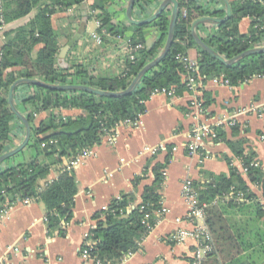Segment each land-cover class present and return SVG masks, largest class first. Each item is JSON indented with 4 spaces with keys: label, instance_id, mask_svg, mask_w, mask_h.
Returning a JSON list of instances; mask_svg holds the SVG:
<instances>
[{
    "label": "trees",
    "instance_id": "1",
    "mask_svg": "<svg viewBox=\"0 0 264 264\" xmlns=\"http://www.w3.org/2000/svg\"><path fill=\"white\" fill-rule=\"evenodd\" d=\"M117 1L119 0H2L4 24L27 17L33 11H36V14L27 26L5 32L6 42L1 49L0 63V157L14 146L12 123L18 119L9 107L8 92L10 86L18 79H39L55 85H86L106 92H122L139 72L158 56L167 39L171 7L150 25L130 26L133 30V44H142L144 48L139 50L136 62L129 64L124 77L91 76L89 69L80 62L72 63L68 69L57 65L60 38L63 35L68 40L72 38L73 20H70L66 31L61 34L54 28L52 17L57 13L75 9L80 12L77 17L80 20L84 9L87 19L92 20L89 11L95 10L98 12L97 17L110 33L105 37V42L109 39L114 42L113 37L124 36L128 30L113 23L114 16L109 8ZM161 1L163 0H136L134 13L139 11L143 17H149L155 5ZM178 1L179 16L171 50L165 60L143 76L132 94L112 98L82 91H55L29 86L35 93L24 99L23 104L32 110L27 114L32 129L31 141L27 148H32L34 154L27 162L7 169L0 168V210L5 206H13L18 201L38 200L46 207L49 233L58 231L61 236L64 235L60 224L72 218L78 192L74 170L69 172L61 169L58 178L47 182L41 191L40 181L46 180L53 167L62 164L63 158L75 157L84 149L100 144L102 139L123 121L143 115L146 108L142 102L146 103L155 90L175 89L177 95L182 94L186 90L184 79L188 72L177 60L178 55L187 57L191 49L197 51L199 73L203 82L223 77L231 86L236 87L264 76V54L249 56L232 66H224L201 50L193 40L190 29L195 20L205 16H225L221 2ZM231 5L232 17L229 21L223 24L205 23L197 27L198 32H204L198 33L203 41L226 59H232L247 50L264 45V0L233 1ZM245 18L251 20V25L249 32L242 34L239 24ZM2 26L0 23V27ZM149 27L156 28L160 34L157 42L150 48L146 47L144 34V29ZM97 32L101 33V30ZM39 45L42 48L36 51ZM207 96L208 94H204L205 100ZM208 103L207 100L205 106ZM69 109L81 110L82 114L74 119L57 114L60 110ZM41 112H47L48 117L37 126L35 115ZM18 122L23 125L19 120ZM232 131L237 133V126L232 128ZM224 136V130L218 129L217 140ZM246 143L245 139L226 140L233 159L243 162L244 168L247 169L246 174L243 175L233 166V159L226 157L229 165L228 175H210L205 182H194L201 203L208 205L207 224L217 249L207 260L215 258L218 252L224 253V248L237 249L236 240L224 214L226 209L244 212L246 202L228 200L226 197L229 193L244 194L245 200L252 204L249 206V212L254 213L257 219L264 216L257 195L250 189V185L258 186L264 197V171L259 165H253L257 162L256 155L251 149H247ZM165 165L155 166V182L145 188L142 204L152 203L158 206L161 200L159 192L163 181L162 170ZM132 204L134 201L124 195L120 200L114 201L108 211L96 214L98 222L92 230V243L89 247L93 258L100 259L104 264H116L125 254L139 251L141 242L149 232L142 224L140 205L130 213L127 212V208ZM251 219H254L252 215ZM154 223L152 220L151 224ZM247 246L251 248L253 244L249 243ZM218 263L216 259L213 260V264Z\"/></svg>",
    "mask_w": 264,
    "mask_h": 264
},
{
    "label": "crops",
    "instance_id": "2",
    "mask_svg": "<svg viewBox=\"0 0 264 264\" xmlns=\"http://www.w3.org/2000/svg\"><path fill=\"white\" fill-rule=\"evenodd\" d=\"M128 1L119 0L109 10L114 16L113 23L126 27L128 30L125 36L132 38L133 30L130 29L132 25L126 18ZM229 1L231 3L242 0ZM161 2L155 5L152 14ZM223 7L225 9V6ZM35 14L36 11H33L27 17L0 27V55L6 42L5 32L27 26ZM79 15L80 12L75 9L57 13L52 17L53 26L63 34L72 19L71 32L74 35L83 18L82 15L78 20ZM146 17H143L139 11L134 13V18L137 20ZM89 23L90 20L87 21L85 34L80 42L61 62L58 59L60 51L71 39L68 40L64 35L60 38L57 65L70 68L72 54L75 52L80 63L86 66L93 76H118L120 67L116 55L119 51V43L109 39L103 47L96 46L89 39L98 29L97 27L89 29ZM250 25L249 18L243 19L239 24L240 32L247 34ZM197 33L204 34L203 31ZM144 34L148 48L152 47L160 37L154 27L144 29ZM40 48L41 45L35 50L38 51ZM187 57L191 61H198V53L195 49H191ZM198 90L196 95L185 90L172 98L165 95L151 96L145 103L146 110L141 115L137 127L119 125L112 131L115 136L113 142L106 136L100 144L92 148L93 155L85 158L74 170L78 192L75 196L72 218L60 224L64 235L61 236L58 231L49 233L48 223L45 222L47 210L42 202L38 200L29 203L16 202L0 221V263L6 261L7 264H94L91 261L86 262L81 251L88 241L87 236L97 226L96 214L104 213L114 201L124 195L134 201V204L127 208L129 209L127 212L130 213L142 203L145 188L155 182V166L166 164L162 170L163 181L159 194L169 212L143 239L139 251L131 253L126 259L124 255L116 264H190L195 242L188 240L184 243H175L169 239V236L178 229L188 227L186 223L178 222L185 219L188 212L187 203L182 196L184 181L191 179L194 182H205L210 175H228L229 165L226 157L233 159V154L226 140L245 139L247 149L255 153V159L264 171V115L262 117L252 114L242 115L238 118L237 133L225 128L224 138L214 141L204 140L197 154L191 156L187 150L188 138L199 124L212 125L219 119L232 116L238 109L252 102L264 103V76L236 87L208 80L203 82ZM16 93V106L25 114L29 107L23 104V100L33 95L35 90L22 85ZM204 94H208L207 106H205L207 100ZM196 97L203 104L202 113H198L192 107ZM57 114L74 119L80 116L82 111L60 110ZM35 116V124L38 126L48 117V113L41 112ZM12 133L14 136L12 149H14L25 137V128L18 120L12 123ZM150 149L158 151L152 154L147 151ZM33 154L32 148H26L19 155L3 163L0 168L7 169L27 162L32 159ZM69 159L63 158L62 164L53 167L49 177L40 181V191L47 182L58 178ZM233 166L242 172L238 159H233ZM250 189L257 195L264 210L261 188L250 185ZM245 204L244 212H236V210L232 212L226 209L227 212L224 214L236 240L237 249L224 248V253L218 252L215 258L205 261L204 264H213L214 259L219 262L218 264H264V216L257 219L254 213L249 212L251 202L246 201ZM251 215L254 219H251ZM249 243H252L253 247L247 246Z\"/></svg>",
    "mask_w": 264,
    "mask_h": 264
},
{
    "label": "built area",
    "instance_id": "3",
    "mask_svg": "<svg viewBox=\"0 0 264 264\" xmlns=\"http://www.w3.org/2000/svg\"><path fill=\"white\" fill-rule=\"evenodd\" d=\"M73 10V9H70ZM3 8H2V0H0V23L4 25V19L2 16ZM89 14L93 17V20L96 23L97 29L101 30V33L95 32L90 35L89 41L95 44L98 47H103L105 42V37L109 36L110 33L104 27L102 21L97 17L98 12L95 10L89 11ZM116 42L119 43V51L117 53V63L120 67V73L118 76L124 77L126 72L129 69L130 63H135L137 60V54L139 50L143 49L144 46L142 44L134 45L131 38L121 35H117L113 37ZM264 45H260L258 47H263ZM72 63H79L78 54L73 53L71 58ZM177 60L182 63L185 67V70L188 72L185 77V85L186 90L193 94L198 93L199 87L203 84V78L201 77L199 71L200 67L198 61H191L188 57H183L182 55L177 56ZM0 63H1V55H0ZM90 75L93 76V73L90 71ZM215 83H219L225 86H231L228 80H225L223 77L213 79ZM154 95H165L168 97L176 96L175 89H157L153 92ZM145 104V102H142ZM192 107L197 110L198 113L203 112V104L201 100L196 97L192 102ZM31 109L28 108L26 115L31 113ZM256 115L258 117H262L264 115V103H255L252 102L246 107L238 109L232 116L225 117L219 119L214 124L210 125L208 123L199 124L194 132L189 136V143L187 145V150L189 155L193 156L198 153L199 146L203 144L204 140L208 139L214 141L218 138V129L225 130V128H234L238 126L239 117L242 115ZM140 116L135 119H126L120 125H128L131 127H137L140 124ZM119 126V125H118ZM107 136L110 138L109 140L113 142L115 136L112 132L108 133ZM55 142H50V144H54ZM45 144H43V147ZM93 148V147H92ZM92 148H86L81 151L77 156L71 157L65 167L67 171L75 170L85 158L93 155ZM152 154L157 153V149L147 150ZM240 161V160H239ZM242 174H246L247 169L244 168L243 162L240 161ZM254 166H258V162L253 163ZM163 175L165 173L163 172ZM182 196L188 206V212L185 219L178 220L179 223H186L188 227L180 228L176 232L172 233L169 236V239L175 243H184L188 240H192L195 242V247L191 255L190 264H204L205 261L214 253H216V245L213 238V235L207 224V204L201 203L199 199V191L196 189L194 185V181L191 179H187L184 181L182 185ZM228 200H235L236 202H246L244 194L231 192L226 197ZM118 198L117 200H120ZM34 199H26L25 203H29ZM12 206H5L2 210H0V221L8 214L9 210ZM134 209V208H133ZM109 208L106 210L108 211ZM105 211V212H106ZM129 211V209H127ZM140 211L143 214L142 224L147 228L150 233L158 221L162 220L169 212V210L164 206L163 202L160 200L158 206L152 203L148 204H140ZM154 220V225L151 224V221ZM45 222L48 223V218H45ZM92 232L87 236V243L84 245L81 255L85 259L86 262H93L94 264H104L100 259H95L92 257L90 253V245L92 243ZM17 251V249L15 250ZM131 253L125 254L124 259L130 256ZM0 264H7L6 261L1 262Z\"/></svg>",
    "mask_w": 264,
    "mask_h": 264
},
{
    "label": "water",
    "instance_id": "4",
    "mask_svg": "<svg viewBox=\"0 0 264 264\" xmlns=\"http://www.w3.org/2000/svg\"><path fill=\"white\" fill-rule=\"evenodd\" d=\"M225 6V16L220 18L205 16L195 20L191 25V36L195 41L196 45L201 48L204 52L208 53L212 58L219 61L224 66H232L233 64L237 63L241 59H244L249 56L253 55H261L264 54V46L263 47H256L250 50L243 52L242 54L232 58L226 59L217 53L214 49L209 47L203 39L197 33V27L200 24L210 23V24H223L229 21L232 17V5L229 0H218ZM136 0H129L128 5L126 8V18L131 25L134 26H145L154 23L163 12H165L169 7H171V18L169 23L168 35L164 47L158 54V56L149 62L140 72L139 74L131 81L128 88L122 92H106L101 91L96 88L86 86V85H75V84H67V85H55L50 84L45 81L39 79H28V78H20L15 81L9 88L8 92V104L10 109L12 110L15 117L23 124L25 128V137L21 144H19L16 148L10 150L9 152L5 153L0 157V166L6 162L7 160L19 155L22 151H24L32 137V129L29 122L27 115L22 113L16 106L15 102V93L17 89L22 86H35L41 87L48 90H55V91H82L90 94H94L97 96L103 97H112V98H120L124 96H128L134 92V90L138 87L140 81L142 80L143 76H145L151 69L158 66L163 60L166 59L168 56L171 47L174 42V35H175V27L177 23V19L179 16V1L178 0H163L157 10L149 17L137 20L134 18V9H135ZM83 18L81 21V25L77 32L73 35L69 43L60 51L59 54V62L64 61L67 54L72 50V48L80 42L82 37L85 34L86 25H87V14L86 11L83 12Z\"/></svg>",
    "mask_w": 264,
    "mask_h": 264
},
{
    "label": "rangeland",
    "instance_id": "5",
    "mask_svg": "<svg viewBox=\"0 0 264 264\" xmlns=\"http://www.w3.org/2000/svg\"><path fill=\"white\" fill-rule=\"evenodd\" d=\"M97 26H96V23H95V21L94 20H90V23H89V29H94V28H96ZM91 40V39H90Z\"/></svg>",
    "mask_w": 264,
    "mask_h": 264
}]
</instances>
